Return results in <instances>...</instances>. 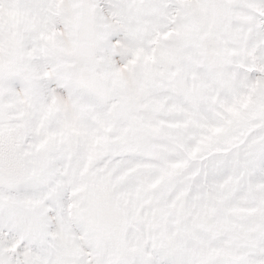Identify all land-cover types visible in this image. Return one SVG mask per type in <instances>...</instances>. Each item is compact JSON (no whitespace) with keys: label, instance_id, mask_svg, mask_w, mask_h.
<instances>
[{"label":"snow or ice","instance_id":"obj_1","mask_svg":"<svg viewBox=\"0 0 264 264\" xmlns=\"http://www.w3.org/2000/svg\"><path fill=\"white\" fill-rule=\"evenodd\" d=\"M0 264H264V0H0Z\"/></svg>","mask_w":264,"mask_h":264}]
</instances>
